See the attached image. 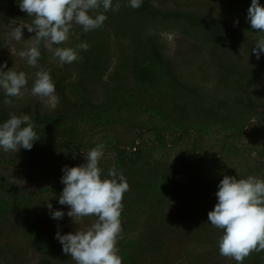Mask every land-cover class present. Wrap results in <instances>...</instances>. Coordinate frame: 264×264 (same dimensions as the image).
I'll use <instances>...</instances> for the list:
<instances>
[{
  "label": "trees",
  "instance_id": "obj_1",
  "mask_svg": "<svg viewBox=\"0 0 264 264\" xmlns=\"http://www.w3.org/2000/svg\"><path fill=\"white\" fill-rule=\"evenodd\" d=\"M216 1L230 18L164 9L155 0H143L139 8L130 7L129 0H113V6L120 4L119 10L107 11L98 29L85 32L73 24L74 48L82 42L90 47L78 50L82 59L70 64L51 62L41 44L37 71L49 72L57 96L55 106L49 109L35 96L19 99V105L17 97H6L0 89V123L10 113L29 115L39 137L31 150L20 148L12 157L0 156V166L14 167L30 178L53 177V182L45 190L28 191L0 173V237L4 226L11 224L40 256L41 264H49L52 257L59 264L74 261L62 251V244L49 238L47 223L58 220L47 207L48 196L59 201L63 165L72 151L84 149L86 153L103 144L104 152L114 150L116 160L100 166L102 178L115 166L129 184L122 200V238L117 242L122 264H176L165 258L171 245L180 252L179 264H202L206 258V264H237L220 254L223 230L212 226L207 217L217 203L215 194L223 177L246 176L221 168L209 170L204 177L192 168L196 162L213 160L202 154L206 133L223 131L222 150L227 154L232 151L228 140L243 136L251 122L264 132V65L260 64L264 52L257 59L252 51L264 33L253 30L246 20L251 0ZM259 3L264 6V0ZM8 19L24 24L33 17L21 11L18 0H0V47L5 39L1 24ZM166 24H178L210 60V73L201 68L209 73L201 77L202 82L183 79L175 60L165 53L157 25ZM237 42L250 49L252 65H240L230 57L229 49ZM6 99L11 105L4 103ZM119 126L136 131L135 137L124 144L111 141L105 133L98 137ZM149 132L155 143L151 148L143 144ZM190 134L188 165L181 162V169L184 175L189 167L193 175L185 177L174 162L156 157L155 152L176 147ZM35 160L40 173L27 164ZM61 210L69 211L65 205ZM6 253L0 245V255ZM243 264H264V251L252 252Z\"/></svg>",
  "mask_w": 264,
  "mask_h": 264
},
{
  "label": "clouds",
  "instance_id": "obj_2",
  "mask_svg": "<svg viewBox=\"0 0 264 264\" xmlns=\"http://www.w3.org/2000/svg\"><path fill=\"white\" fill-rule=\"evenodd\" d=\"M143 0H129V6L139 8ZM21 11L33 17L31 23L16 25L11 36L22 40V29L34 32L33 43L18 53L27 64L37 67L41 56L40 47L52 53L61 63H72L80 57L78 50H88L90 45L82 42L72 47H54L65 44L73 24L82 26L85 32L96 30L107 19V11H118L120 4L113 6V0H18ZM103 11H99L100 9ZM95 12V15H90ZM246 20L253 30L264 33V6L259 0H251ZM238 24V21H236ZM257 59L264 52V35L257 38L252 49ZM7 65H0V89L6 97H20L28 81L23 71L11 69L4 71ZM36 97H51L55 85L49 72L43 68L35 73L31 89ZM5 104L12 101L6 99ZM39 139L29 115L10 113L9 118L0 123V148L5 152H18L20 148L31 150L33 142ZM105 145L98 144L86 153V163L62 169L61 183L64 184L59 196L61 205L69 206L67 215L74 223L84 217L97 219L86 230L61 234L56 238L62 244V251L70 255L76 264H122L118 254L117 242L122 238L121 211L123 194L129 190V184L122 172L115 166L108 169L107 177L102 178L99 161L103 157ZM217 203L208 212V222L223 230L219 238V252L222 256L234 259L237 264L252 252L264 251V179L248 176L237 179L225 175L219 182L216 192ZM49 210L51 203L47 204ZM54 219L64 216L61 210L51 212Z\"/></svg>",
  "mask_w": 264,
  "mask_h": 264
},
{
  "label": "rangeland",
  "instance_id": "obj_3",
  "mask_svg": "<svg viewBox=\"0 0 264 264\" xmlns=\"http://www.w3.org/2000/svg\"><path fill=\"white\" fill-rule=\"evenodd\" d=\"M155 4L164 9H181L220 20L230 18L216 0H155ZM19 24L20 23L14 22L13 19L3 21V24H1V28L3 29L2 34L5 39L2 43V47H0V65H7L3 69L4 71L11 69L16 72H25L28 83L26 87L21 90L23 95L17 97V102L21 105L22 102L19 99L24 100L27 97H33L31 89L35 80L37 67L29 66L26 59L21 58L18 55L20 51L26 50V48L33 43L34 39L33 33L29 32L26 27L22 29V40L16 41L12 38V28ZM157 30L161 32L159 38L164 44L165 53L175 60L178 72L182 75L183 79L194 81L196 83L202 82L201 77L203 78L205 73L211 72L210 60L207 59L204 51L199 52L196 49V43L192 41V38L186 37L182 34L178 24H166V27L157 25ZM54 47L74 48V36L70 33L69 39L65 44H62L61 46L54 45ZM249 50L250 49L247 48L243 42H237L229 49L230 57L236 59L240 65H252L255 60H253L252 53ZM47 55L51 62L62 65L59 59L54 58L52 53L48 50ZM260 64L264 65V62H261ZM201 68L207 69L208 72H204L205 70ZM97 91H100V87L97 88ZM37 99L50 109L55 106L57 96L54 93L51 97H37ZM169 132L170 131H167V134ZM104 133L107 138H112L111 141L118 140L120 143H126L135 137L136 131L125 130L119 126L114 127L112 130H106L99 133L98 137H102ZM152 135L153 133L151 132L144 135V143H142L145 144L146 147L150 146L151 148L155 145ZM167 137L171 138L173 136ZM192 139L193 135L190 134L176 147L169 148L164 152H155V156L163 160L166 159L169 162H174L182 174L181 162L188 165L186 158L191 152ZM223 139L224 132L219 129H214L203 135L202 154L213 160L204 163L196 162L192 168L193 171L206 177L209 170L216 171L221 168H232L241 177L246 176L247 178L248 176H255L264 179V157L261 156V153L264 150V132L259 126H256L251 122L243 136L228 140L227 144L232 147V151H228L227 154L226 151L222 150ZM68 148L69 149L67 150L70 151V147ZM220 151L221 154H219ZM83 152H85L84 149L72 151L70 155L67 156L66 163L63 166L73 167L86 163ZM16 153L17 152L12 151L5 152L0 148L1 157L9 158ZM115 160L116 155L114 150L106 151L99 161V166H103L104 164ZM27 164L31 165L30 170H34L37 173L42 171L40 168H37L39 162L36 160L28 161ZM187 171V173L185 172L186 174L182 175L185 177L193 175L189 174V167L187 168ZM0 173L7 175L15 185L28 191L45 190L53 182V177L30 178L29 176L16 172L14 167L2 168L0 166ZM48 200L52 203L53 211L61 210L63 208V205L59 203L56 196H51L49 194ZM65 206L69 209V206ZM61 211L64 212V210ZM67 213L64 212V216L57 219L58 221L56 223H47L49 238L57 244H61L56 238L57 231H60L63 235L69 232L75 233V231L86 230L97 219L94 216L84 217L76 224ZM18 233L19 232L14 230L11 224H6L4 226L3 233L0 237V245L7 250V253L3 256L0 255V264H41L40 256L32 251L28 242ZM179 257L180 252L178 248L171 245L170 251L166 253L165 258H169L171 261H175L176 264H179L181 262L178 259ZM203 260L204 262L202 264H206L207 258ZM73 263H75V261H72L70 264ZM49 264L59 263L52 257L49 260Z\"/></svg>",
  "mask_w": 264,
  "mask_h": 264
}]
</instances>
